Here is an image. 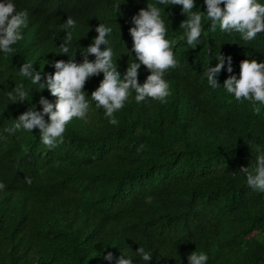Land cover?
<instances>
[{
    "label": "trees",
    "instance_id": "16d2710c",
    "mask_svg": "<svg viewBox=\"0 0 264 264\" xmlns=\"http://www.w3.org/2000/svg\"><path fill=\"white\" fill-rule=\"evenodd\" d=\"M13 2L17 11L28 10L29 19L14 52L0 51V182L5 184L0 264H117L120 258L133 264H189L193 251L205 252L206 264H264V192L247 186L239 172L264 154V104L237 100L223 87L229 75L239 77L243 59L264 62V32L245 42L219 25L212 31L205 13L201 42L193 49L180 28L187 18L181 5ZM148 3L161 9L178 61L165 73L171 93L166 103L146 99L138 104L133 90L115 113L119 123L112 125L91 100L103 79L100 73L85 84L91 105L87 118H74L56 148L41 142L39 129L5 131L29 108L42 111L41 96L52 103L57 99L47 88L37 90L40 85L23 77L20 66L31 62L46 83L56 61L75 55L83 62L101 23L112 28L107 39L123 79L129 64L139 62L132 50V17ZM206 10L205 0H196L193 11ZM69 16L76 21L74 29L64 27ZM67 31L73 34L69 54L60 48ZM220 53L225 65L218 74L220 87L212 89L203 71L219 62ZM148 75L141 64L139 82ZM19 84L29 95L13 103L7 93ZM140 246L152 254L151 261L138 256ZM109 252L112 260L105 259Z\"/></svg>",
    "mask_w": 264,
    "mask_h": 264
},
{
    "label": "clouds",
    "instance_id": "9594fccd",
    "mask_svg": "<svg viewBox=\"0 0 264 264\" xmlns=\"http://www.w3.org/2000/svg\"><path fill=\"white\" fill-rule=\"evenodd\" d=\"M160 5H181L182 13L187 18L180 24L184 29L187 45L195 48L200 42L203 33L202 21L206 18L211 21V29L215 31L219 25L225 33L237 32L245 42L252 41L257 34L264 32V4L259 0H205L206 12L193 11L196 0H157ZM119 8L120 5H117ZM29 13L27 9L17 11L13 0H0V51L5 54L14 52L13 45L23 39L22 29L28 25ZM134 26L130 28L133 40V51L137 61L127 67L126 73L121 78L117 65L113 61V48L107 39L112 28L101 23L96 27L98 35L94 42L83 52V62L78 63L72 55L66 62H55L54 74L47 75V82L41 83L42 73L35 71L31 62H25L20 66V74L29 78L33 85L39 84L42 91L47 88L56 102L52 103L41 96L39 104L42 111L32 107L24 111L16 118L14 124L5 131L15 133L23 129L33 131L39 129L41 142L48 148L54 149L64 142V134L67 125L75 118L85 120L90 110V102L85 92V84L89 77L103 73V79L99 86L92 91L91 100L95 102L97 109H103L105 117L112 125L119 121L115 113L124 108L130 92L135 91L136 103H142L146 99L166 103L170 93V85L165 79V73L169 69L178 66L173 51V43L166 38L167 27L161 16V9L157 4L148 3L146 8H141L138 14L132 17ZM76 21L69 16L64 24L65 29H74ZM73 39L72 31H67L63 43L60 44L61 53L69 54L70 44ZM101 45H105L103 49ZM94 55L95 60H90L89 55ZM218 63L207 66L203 75L207 78L208 85L212 89L220 87L218 74L224 68L225 56L220 53ZM227 72L233 73L232 57L228 56ZM144 65L149 71L146 81L139 82V69ZM227 93L234 94L237 100L245 99L264 104V62L257 59H243L240 62L239 77L229 75L223 82ZM29 93L23 84L14 87L7 93V97L13 103L24 102ZM255 111L259 113L260 109ZM45 116L48 119H45ZM142 147V146H141ZM139 150V149H138ZM240 173L245 174L247 186L254 190L264 192V154L258 155L254 164L242 166ZM26 183L31 184L30 177H25ZM5 184L0 182V190ZM144 261H151L153 256L140 246L136 251ZM105 259L112 260L113 254L107 253ZM209 257L203 251H193L188 256L189 264H206ZM117 264H133L131 258H120Z\"/></svg>",
    "mask_w": 264,
    "mask_h": 264
}]
</instances>
